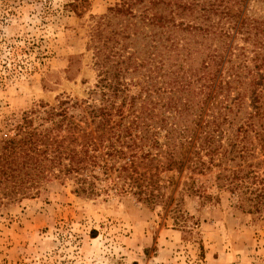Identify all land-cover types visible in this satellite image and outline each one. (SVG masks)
Wrapping results in <instances>:
<instances>
[{
	"label": "trees",
	"instance_id": "trees-1",
	"mask_svg": "<svg viewBox=\"0 0 264 264\" xmlns=\"http://www.w3.org/2000/svg\"><path fill=\"white\" fill-rule=\"evenodd\" d=\"M227 3L118 0L92 15L93 88L87 99L24 114L0 147L8 194L30 195L53 175L71 179L76 193L97 194L105 180L154 202L159 173L212 167L217 180L243 186L252 163L242 162L264 143V19L238 20ZM88 5L67 7L82 15ZM235 26L242 45L229 41Z\"/></svg>",
	"mask_w": 264,
	"mask_h": 264
},
{
	"label": "rangeland",
	"instance_id": "rangeland-1",
	"mask_svg": "<svg viewBox=\"0 0 264 264\" xmlns=\"http://www.w3.org/2000/svg\"><path fill=\"white\" fill-rule=\"evenodd\" d=\"M70 1L0 0V147L24 114L87 99L93 88L91 16L118 0H89L82 15ZM227 4L238 20L264 19V0ZM236 28L229 41L242 45ZM246 160L251 174L233 188L216 179L217 167L163 171L154 202L105 180L94 195L53 175L21 197L0 184V264H264V143Z\"/></svg>",
	"mask_w": 264,
	"mask_h": 264
}]
</instances>
